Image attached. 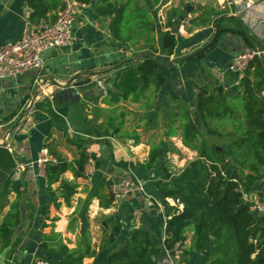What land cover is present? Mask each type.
I'll return each mask as SVG.
<instances>
[{
	"label": "crops",
	"instance_id": "0c3cea01",
	"mask_svg": "<svg viewBox=\"0 0 264 264\" xmlns=\"http://www.w3.org/2000/svg\"><path fill=\"white\" fill-rule=\"evenodd\" d=\"M82 1L85 6L77 10L72 28L74 41L71 47L44 51L41 54L43 59L41 69H30L16 78H0V145L8 149L15 162L14 168L0 166V223L6 217L14 200H17L19 210V223L14 229L10 242L3 246L0 241V264H34V260L42 254L46 258L60 259L56 252H46L38 247L41 235L49 233L51 229L54 231L50 225L52 222L55 223L51 219L52 214L47 216L44 211L49 204L54 205L53 199H56L58 206L64 204L62 198L57 199L54 196L58 182L52 184L51 191L43 190L44 180L39 175L36 159L39 150L46 147V144H50L53 150L68 160L77 158L81 149L85 150L88 157H95L98 161L96 168L98 174L95 179L80 178L88 189H92V193L96 192L100 179H104L105 176L119 177L112 175L121 172L129 176L135 175L142 183L143 192L133 189L122 201L112 203L108 208L100 207L99 199L96 196L93 198L91 207L94 210L91 216L101 215L98 245L103 231L111 222L120 221L122 227L114 243L108 247L99 251L98 246L91 245L97 254L84 258L89 261L88 264H92L95 257L102 258V264H105V255L127 238L129 229L142 226L153 232L156 218H159L161 223L165 221L160 205L161 195L155 188V182L164 178L158 176L156 169L160 167L146 171L138 163L145 162L150 149L160 146V142L159 145L146 143L142 139L143 136L139 137L142 128L137 122L134 126H125L123 118L127 119L130 113L127 112L124 116V113L116 107L122 102L130 103L134 108L130 107V109L138 110L140 117L149 120V124L155 121L154 117L161 111V118L165 121V125L167 123L169 125L179 112L182 103L194 106L196 87H198L195 85H199L206 74L211 75L214 71L225 68L235 54L246 48L264 49V0H250L252 7L249 9L244 8L245 0H224L223 6L222 2L217 3L220 0H216L213 4L214 9L225 12L214 16L208 25L187 29L181 35L182 40L176 44L173 53L164 56L169 59L182 57L202 47L216 32L215 19L222 16L226 20L224 22L227 24L226 28L236 29L238 25L245 31L247 42L241 35L225 32L204 58L175 62L163 69L161 67L164 75L163 84L155 90L152 85L137 102L126 100L110 104L108 94L113 91L112 80L116 71L126 60L135 61L145 52L137 43L129 42L126 47L113 40L108 30L109 17L100 15L95 10L97 0ZM185 1L191 3L193 11L196 10L189 15L192 17L199 14L197 10L199 6L212 8L208 3L209 0H201L199 5H195L193 0ZM179 2L180 0H159L154 6L148 2L152 11L148 6L143 8L148 10L151 20L156 17L158 19L157 10L163 19H167L166 10L181 8L182 5L177 7ZM60 9L51 13L55 12L57 15ZM29 13L30 7L26 0H0V47L20 37L23 29L30 24ZM51 13H47L46 19H51ZM230 17H234L236 21L229 19ZM165 22L163 26L161 21L158 25L152 23L157 48L155 55L162 52V34L170 31V28L165 27ZM130 49L139 52L132 56ZM225 76L224 89L230 94L240 95V76L228 73ZM94 78L100 79L103 86L99 87ZM208 83L205 84L210 85L213 80H208ZM49 106L63 118L66 131L50 118L46 110ZM110 119L112 126L108 125ZM97 129L109 132L104 135L108 140L106 144L96 141L101 138V134L90 133V130L99 133ZM174 131L171 126L168 127L167 133L170 132L169 135L173 136ZM67 138H73L77 142L68 143ZM66 142L69 148L64 146ZM120 159L126 161L131 159L134 164L130 165V161H127L126 170L119 169L114 165V161ZM68 173L72 176L70 172ZM252 191L256 196L264 197V178L256 182ZM106 192L109 193L108 187ZM78 194L83 196L82 193ZM70 206L66 204V207ZM44 223L47 226L42 227ZM68 225L71 229L72 226ZM76 234L77 240L79 231ZM17 238H20V241L13 247V241ZM75 243L71 246L66 244L72 248ZM173 258L176 264H186L179 262L176 254ZM160 260L156 264H159Z\"/></svg>",
	"mask_w": 264,
	"mask_h": 264
},
{
	"label": "trees",
	"instance_id": "16d2710c",
	"mask_svg": "<svg viewBox=\"0 0 264 264\" xmlns=\"http://www.w3.org/2000/svg\"><path fill=\"white\" fill-rule=\"evenodd\" d=\"M158 1L149 0V3L154 6ZM26 3L30 7L28 16L30 24L38 23L46 18L47 13L62 7V0H26ZM95 10L98 14L109 17L108 30L113 40L126 47L129 42L137 43L145 52L139 59L126 60L123 63L114 74L113 91L108 94L110 104L126 100L137 102L152 85L155 90L164 82L162 66L159 64L163 62L155 55L157 48L151 15L136 0L120 2L97 0ZM197 10L198 15L189 16L190 25H208L218 14L215 9L206 6H199ZM180 14L181 8L172 10L167 16L165 27L170 28V31L162 34L163 55L170 56L176 44L182 40V37L178 39L171 31L173 20ZM55 16L54 12L50 17L53 20ZM220 20L215 19L216 32L213 37L202 47L184 55L179 63L204 58L225 32L241 35L246 42L248 41L245 31L238 25L236 29L218 28L216 22ZM154 56L157 60L153 58ZM263 70L264 58L254 57L239 79L240 95L230 94L221 84L212 86L203 84L198 87L194 99V112L198 123L187 110H184L185 119L180 124L182 144L195 151L197 156L176 176H171L164 167L163 155L159 153L161 146L152 147L147 160L140 163L146 171L162 166L165 178L157 180L155 188L161 195L160 205L162 215L165 217L164 223L156 218L153 232L142 226L129 229L127 238L105 255V264H156L164 257V248L172 251L173 255L176 249H182V255L178 260L186 264H264V227L261 226L264 215H257L252 211L251 203L242 195V188L264 178ZM46 110L54 123L66 131L63 118L50 106ZM233 121L238 122L232 125L231 130L220 131L217 127L224 122ZM199 124L209 135L230 137L226 148H216V144L208 145ZM108 125L112 126L111 119ZM67 141L77 142L73 138H67ZM45 146L55 157V162H47L44 165L43 190L51 191L52 184L58 182L57 187L63 189L60 196L64 203L69 205L70 198L77 191L75 185L62 180V176L65 172H70L73 178L85 177L83 169L88 155L81 149L77 158L68 160L53 150L50 144ZM95 164L97 168V160ZM114 165L126 170L128 162L120 159L114 161ZM0 166L9 169L15 166L11 153L2 145ZM96 175L97 171L91 180H94ZM120 175L131 177L125 172L117 174L119 177ZM108 184L109 179L100 180L96 192L92 193L99 199V206L102 208L112 205L111 196L106 192ZM53 200L57 207L56 199ZM18 223V202L14 200L6 217L0 223V241L3 246L10 242ZM45 226H47L45 223L42 224V227ZM121 227L120 221L108 225L100 239L99 251L114 243ZM188 231L192 233V243L189 249H183ZM19 241L20 238L15 239L13 247ZM38 247L46 252L58 253L60 255L58 264H84V258L96 254L87 229L79 234L72 248H69L60 234L52 229L49 233L41 235ZM191 252L194 253L192 258L189 257ZM38 257L46 258L44 254Z\"/></svg>",
	"mask_w": 264,
	"mask_h": 264
},
{
	"label": "rangeland",
	"instance_id": "374dc122",
	"mask_svg": "<svg viewBox=\"0 0 264 264\" xmlns=\"http://www.w3.org/2000/svg\"><path fill=\"white\" fill-rule=\"evenodd\" d=\"M137 3L142 6V7H149L152 9V5L149 6L148 2L149 0H136ZM148 1V2H147ZM201 0H193V3L195 5H199ZM245 1H250V0H245ZM245 1L243 2V4L245 3ZM222 2V6L224 5V0H220V2H217L218 4H220ZM187 3L190 4V2L185 1V0H180L179 5L177 7H180ZM210 4V7H212L213 9L215 8L213 6L214 3H216V0H209L208 2ZM252 3V2H251ZM192 6V5H191ZM181 7V8H182ZM217 7V6H216ZM245 8V7H244ZM172 8H168L166 10L167 15L171 12ZM219 9V8H218ZM245 9H249V8H245ZM224 10V9H223ZM192 11H193V6H192ZM218 14L221 12V10H217ZM158 13V19L156 18H152V23L155 22L156 25H158V22L161 21V25H164V22L166 20L163 19L161 17V14H159V10H157ZM223 13V12H221ZM192 14V12H191ZM191 14H186L187 17H189V15ZM217 14V15H218ZM192 17V16H191ZM223 17V16H222ZM186 18V16L184 15L183 19ZM221 19L220 21L216 22V24L218 25V28L220 27H225L227 24H225L224 22L226 20H224L225 18H219ZM223 19V20H222ZM230 19V18H229ZM233 20L236 21V19L234 18ZM238 23V22H237ZM157 27V26H155ZM189 29L191 30L193 27H195L194 25H190L189 23ZM187 27V29H188ZM231 27V26H230ZM237 27V26H236ZM158 28V27H157ZM182 31L180 30L179 33L180 35L184 34L186 31ZM206 43V42H205ZM204 43V44H205ZM134 47V46H133ZM194 47L192 46V49ZM200 48V47H199ZM135 49V48H134ZM136 50V49H135ZM133 51V49H130L131 55L134 56L135 54H137L139 51ZM193 52V51H192ZM187 53V52H186ZM188 55V54H187ZM206 56V55H205ZM157 57L158 59L163 62L166 63L168 61H170L171 59H169V57H166L161 53H157ZM175 63V62H174ZM228 65V64H227ZM227 67V66H226ZM225 68L222 69H218L216 71H214L211 75L210 74H206L204 77V80L199 82V85H195V86H201L205 83H208V80H213V83H210V86L212 85H216V84H221V85H225L223 84L225 81V75L226 73L223 74V80L220 81L216 78V74L220 71V70H225ZM164 67H162L163 69ZM231 75H235L232 73H228ZM215 79H217L218 81L216 82ZM209 84V83H208ZM198 87H196V92L198 90ZM195 92V94H196ZM236 95V94H233ZM182 103V102H180ZM130 107L132 109L133 106L128 103V102H122L121 104H119L116 109L119 110L120 112L124 113V116L127 115V112H129V117H124L123 120L125 121L124 124H126L125 126H129V125H135L136 122L138 123V126L141 127L142 129L139 131V137L143 136L142 139H144V141H146V143H150L151 145H159L160 142V151L163 155V165L166 168V170L169 172V174L171 176H176L177 174H179L183 167L192 159H194L197 156V153L193 150H190L189 148L185 147L182 142H181V138H180V123H182L185 119L184 115H183V111L187 110L189 112V115H191V117H193L194 121L198 123V118L197 115L194 112V106L193 104L190 106L187 103H182L180 105L181 110H179L178 113H176V117H174L171 121V123L169 122L165 125V121L161 118V111L158 112V114L154 117L155 121H151V124H149V120L144 119V117H140L138 110H132L130 109ZM238 121H233V122H224L221 125H217V127H219L218 129L220 131H225V130H231L232 125L233 124H237ZM124 126V125H123ZM173 127V129H175V131L173 132V136L167 135V131H168V127ZM132 127V126H131ZM199 127L202 131V133L204 134L208 145H212V144H216V147H219L220 149H225L226 148V143L229 141L228 136L223 135V136H219V135H209L205 132V130L202 128V126L199 124ZM167 129V130H166ZM99 133H96L92 130H90L91 134H101L100 135V139L96 140L97 142H101L103 144L107 143V139L104 137V135L109 134L108 131H104V130H96ZM64 138V136H63ZM67 141V140H66ZM93 141V140H92ZM70 143V142H68ZM68 143L66 142V147H70L68 146ZM94 161H96L95 157L90 156ZM89 158V157H88ZM128 161V160H127ZM130 163H132V165L134 164L133 160H129ZM128 161V162H129ZM138 165H140V163H138ZM162 167V166H161ZM160 167V169H156L157 172L159 173L158 176H160L161 178H165V174L163 172V169ZM227 173V172H226ZM98 174V173H97ZM117 174H114L112 176H116ZM93 177V176H92ZM85 179L89 180L87 177H84ZM104 178H108L109 176H105ZM91 179V178H90ZM62 180H64L67 183H71L73 185H75L76 187V193L70 198L69 204L71 205L70 207H66V204L64 203L62 205V203L59 206H55V205H48L47 210L44 211V214L46 213L47 216L52 214V220L55 221V223H51V227L54 229V231H60L58 229H61L60 233H61V237L63 239L64 242H66L69 246L73 245L75 243L76 240V233L81 234V232L84 229H87L89 231L90 234V240H91V245H93L94 247L98 246V240H99V236H100V232H101V215H95L94 217L91 216V214H93V208L91 207V203L93 198H95L94 195H92V189H88L85 184H83L82 180L80 178H73L72 176L69 175L68 172H66L63 176H62ZM101 180V179H100ZM256 182H254L253 185L251 186H247L244 189L242 188V195L243 198L245 200H250V201H254L256 199H262L263 197H259L258 195L256 196L255 192L252 191L253 187L256 185ZM55 192V197L57 199H60V194L63 192V189H56L54 190ZM78 193H82L83 196H80ZM67 208V209H65ZM70 224L72 226L71 229H69V225ZM56 233V232H55ZM58 233V234H60ZM63 233V234H62ZM187 239L185 241V244L183 245V249H189V247L191 246L192 243V233L191 231H188L186 233ZM177 255V258L180 257L182 255V249H176L174 252ZM97 254V253H96ZM95 254V256H96ZM56 255L58 257H60V255L58 253H56ZM170 255H172L173 257V252L170 251ZM189 257H194V253H190ZM52 264H58V258H48ZM95 260H92V264H102V258H94ZM173 261L175 262L174 258H172ZM84 263L88 264L89 261H87V259L83 260ZM176 263V262H175Z\"/></svg>",
	"mask_w": 264,
	"mask_h": 264
},
{
	"label": "built area",
	"instance_id": "2783aa9c",
	"mask_svg": "<svg viewBox=\"0 0 264 264\" xmlns=\"http://www.w3.org/2000/svg\"><path fill=\"white\" fill-rule=\"evenodd\" d=\"M82 0H63V6L52 19H41L36 24H28L23 29L20 37L14 41L4 43L0 47V78H16L30 69H41L43 59L41 54L49 49L71 47L74 37L72 28L77 10L84 7ZM245 8H251V1H245ZM30 23V22H29ZM189 26V17L181 20L178 31L186 30ZM254 57L264 58V49L246 48L235 54L229 61L225 70H220L216 78L223 80L224 73H232L241 77L242 73ZM96 84L101 87L102 81L94 78ZM47 162H55V157L51 155L46 147L39 150L36 164L39 175L43 177V168ZM96 171L95 161L89 157L84 165V175L90 179ZM133 178V182H132ZM133 189L143 192L141 181L133 174L131 177H109L108 190L112 203L122 201ZM251 203L250 209L257 215H264V197ZM163 238V237H162ZM170 250L164 248V257L159 264H176ZM34 264H52L47 258L37 257Z\"/></svg>",
	"mask_w": 264,
	"mask_h": 264
},
{
	"label": "water",
	"instance_id": "95a60500",
	"mask_svg": "<svg viewBox=\"0 0 264 264\" xmlns=\"http://www.w3.org/2000/svg\"><path fill=\"white\" fill-rule=\"evenodd\" d=\"M181 9H182V14H180L177 18H175L173 20V25L171 27V31L176 34V36H177L178 39H180V37H181V35H180L179 31H178V26L180 25V22L183 19L184 15L191 14V12H192V6L190 4L185 3ZM153 58L155 60H157V58L155 56ZM183 58H184L183 56L182 57H175V58L171 59L170 61H168L166 63H160L159 62V64L162 67H167V66L173 65L174 62H179ZM216 148H219V147H216ZM261 226L264 227V221L261 222Z\"/></svg>",
	"mask_w": 264,
	"mask_h": 264
}]
</instances>
